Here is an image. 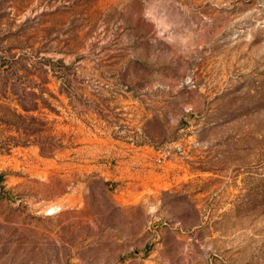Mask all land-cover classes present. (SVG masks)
Instances as JSON below:
<instances>
[{"label": "rangeland", "instance_id": "374dc122", "mask_svg": "<svg viewBox=\"0 0 264 264\" xmlns=\"http://www.w3.org/2000/svg\"><path fill=\"white\" fill-rule=\"evenodd\" d=\"M5 75L0 264H264V0H0Z\"/></svg>", "mask_w": 264, "mask_h": 264}, {"label": "trees", "instance_id": "16d2710c", "mask_svg": "<svg viewBox=\"0 0 264 264\" xmlns=\"http://www.w3.org/2000/svg\"><path fill=\"white\" fill-rule=\"evenodd\" d=\"M13 49V48H12ZM12 51V50H11ZM9 75V74H7ZM2 76V84H3V94L0 95V100L1 99H8L6 98L7 94L6 91L9 88V86L11 85L10 79L8 78V76ZM1 83V81H0ZM12 89L14 90L15 94H17L19 97L22 98V96L19 94V88L16 86V83H12ZM37 96L36 94H32V99H36ZM9 100V99H8ZM21 105V111L19 112L17 108H11L10 105L6 104L3 109H2V113L0 114V125L4 124L6 125L8 128H12L15 127V129H17V131L22 133L21 136V140H24L25 143H27L30 139V137L32 135H38L40 136L41 134H43L46 130L45 128L40 125L38 127L35 128L36 125H39V123H37L36 125H33L32 122L34 119H38L33 117L32 115H28L29 113H32L34 109L28 108L27 105L25 104H20ZM11 117H14L15 119L12 120ZM40 120V119H38ZM16 138L14 137H8V138H0V147L3 148H7L10 149L11 147H13V143H21L20 139L15 140ZM2 177V175H0V178Z\"/></svg>", "mask_w": 264, "mask_h": 264}]
</instances>
